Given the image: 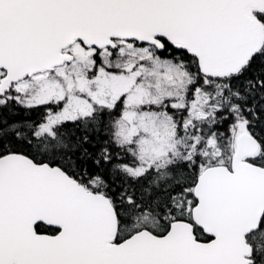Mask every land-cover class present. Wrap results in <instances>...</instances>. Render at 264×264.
Segmentation results:
<instances>
[{"label":"snow or ice","instance_id":"1","mask_svg":"<svg viewBox=\"0 0 264 264\" xmlns=\"http://www.w3.org/2000/svg\"><path fill=\"white\" fill-rule=\"evenodd\" d=\"M0 264H264V0H0Z\"/></svg>","mask_w":264,"mask_h":264}]
</instances>
